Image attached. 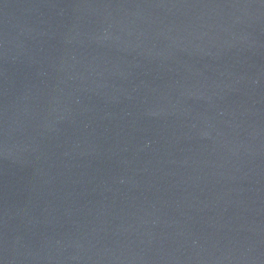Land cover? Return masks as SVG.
<instances>
[{
	"label": "water",
	"instance_id": "water-1",
	"mask_svg": "<svg viewBox=\"0 0 264 264\" xmlns=\"http://www.w3.org/2000/svg\"><path fill=\"white\" fill-rule=\"evenodd\" d=\"M0 264H264V0H0Z\"/></svg>",
	"mask_w": 264,
	"mask_h": 264
}]
</instances>
